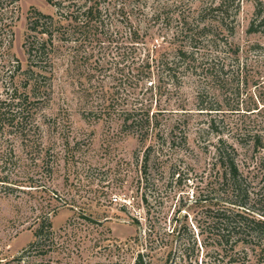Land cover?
Wrapping results in <instances>:
<instances>
[{"label": "rangeland", "instance_id": "1", "mask_svg": "<svg viewBox=\"0 0 264 264\" xmlns=\"http://www.w3.org/2000/svg\"><path fill=\"white\" fill-rule=\"evenodd\" d=\"M145 1V16L113 19L111 44L65 42L41 72L45 87L30 99L20 129L0 135V264H264L256 239L221 245L207 228L205 209L227 205L197 202L218 179L212 119L237 152L250 205L264 197V147L248 142L264 138V26L250 32L255 3L240 0L236 19H224L205 12L220 0ZM32 9L56 14L45 0H20L0 12L3 101H11L12 87L30 91L24 44ZM185 23L195 33L210 26L197 48L181 33ZM124 112L138 119L148 112L159 128L141 141L125 130ZM176 124L173 145L167 136ZM45 215L57 245L18 263ZM241 240L249 246L236 244Z\"/></svg>", "mask_w": 264, "mask_h": 264}, {"label": "trees", "instance_id": "2", "mask_svg": "<svg viewBox=\"0 0 264 264\" xmlns=\"http://www.w3.org/2000/svg\"><path fill=\"white\" fill-rule=\"evenodd\" d=\"M19 1L20 0H0V12L3 10L4 5H8L11 11H14ZM45 1L55 8L56 14H44L36 9H32L28 13V36L24 46L30 62V68L25 73L27 82L25 86H27L30 91L22 93L19 92L17 87H12V90H9L11 93V101L8 102L7 100L3 101L0 99V135L11 133L12 128H16V130L20 129V124H22V121L26 120L27 114L31 112L28 110V106L30 105L32 107L35 104V102L33 103L30 99L37 98L41 93V89L45 87V83L41 81H46L47 78L43 77L41 72L45 70L47 66L53 65L58 52H60L65 42H79L81 47H84L85 44L88 43L91 45L92 49H96L104 42H109L111 44L114 42V33L111 31V28H113V19L121 18L124 20L123 16L127 17L126 15L128 13H137L140 16H145L144 10L146 8L145 0ZM253 2L256 6V12L255 19L250 25V32L257 33L262 30L261 28L264 26V0H253ZM205 10V12H211V14L215 12L220 13L224 19H236L240 12V0H220L218 7L212 8V6H207ZM157 12L162 15L160 10H157L154 15H156ZM128 22L129 18H127V23ZM183 26H186V28H184L181 33L185 34L184 38L190 42L189 44L194 45L195 48H197V40L200 37L205 38L211 30L210 26L204 25L202 28L196 29L195 33L188 24L185 23ZM134 31L132 35L135 40L138 38L139 33L138 30ZM90 54H88V58ZM31 66H35L38 72L36 73L33 71ZM13 68L17 72L21 69V64L17 62ZM34 76H36V78H34ZM10 77L11 85L14 86L15 83L13 82L15 76L12 75ZM15 100H18L16 104L14 103ZM12 101L15 107H12L14 106L11 104ZM113 108L112 106L109 107V109L112 110ZM200 110H206L208 114H212L211 112L216 109L201 106ZM122 124L125 130H130V132L137 133L138 135L140 134L141 141H146L150 132L159 128L157 120L153 122V118L150 117L148 112L145 117L139 119L138 117L124 112ZM176 128L177 124L171 127L169 136H167V140L169 143L172 142L173 145L176 139L174 136L176 134ZM208 128L216 136H220L217 144L214 146V156L216 158L214 164L218 166V179L206 184L203 190L204 193L197 202L202 204L210 202L209 205L213 206L215 204L212 202L216 200L228 207L218 209L208 207L205 209L204 216L209 223L207 228L217 232L216 239L221 241V245L229 244L228 239H256L258 242L257 244L261 246L264 252V197L258 196V200L253 202V205H250L249 185L237 163V152L232 146L227 145L226 141L221 136L223 130H221L220 124L215 119L210 120ZM250 138L251 141L248 142L253 145L256 151L263 149L264 138L262 135L256 134ZM181 140H187L184 133L181 136ZM244 140L246 139H238L240 143ZM162 143L167 144L165 140H163ZM263 164L264 161L261 162V170H263L264 174ZM262 178L264 183V175ZM4 179L8 178L6 177ZM213 183H215V186H213ZM261 190H264V185ZM211 194L216 195L211 198ZM256 205H258L259 208H257ZM199 234L203 236L204 233L200 231ZM55 237L56 232L53 230L50 216H42L34 231V241L23 249L22 253L15 260L21 263L24 261V258H29L33 253L46 254L48 252L45 251L47 248L52 250L53 247L57 245ZM238 242H242L248 246L250 243L248 240H241L237 241L236 244H238ZM139 263L143 264L142 262Z\"/></svg>", "mask_w": 264, "mask_h": 264}]
</instances>
